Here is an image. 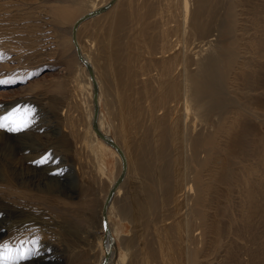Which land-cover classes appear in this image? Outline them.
<instances>
[{
    "label": "rangeland",
    "instance_id": "obj_1",
    "mask_svg": "<svg viewBox=\"0 0 264 264\" xmlns=\"http://www.w3.org/2000/svg\"><path fill=\"white\" fill-rule=\"evenodd\" d=\"M101 1L0 0V106H4L0 108V123L11 127L28 125L18 131L25 134L20 139L21 145L6 139L11 132L9 128H0V195L28 201V218L40 227L33 231L30 245L22 246L23 253L12 247L15 254L10 257L18 256L25 264H33L41 255L43 264L97 263V255H90L87 249L90 236L85 231L96 230L103 194L116 179L119 168L110 152H100L95 142L90 143L88 97L83 87L86 79L79 72V59L74 55L69 30L77 17ZM157 1L121 0L111 25L110 16L106 19L99 15L83 21L78 30L82 44L91 41V57L103 79L104 129H112L113 136L122 143L121 120L134 128L132 136L136 138L131 139L134 163L144 171H152L155 166L161 140L158 90L144 74L151 67L144 60L151 30L147 18ZM254 2L244 0L246 9ZM217 7L214 5L210 10L216 11ZM63 12H73V16L64 18ZM250 16L247 10L245 17ZM132 35L138 37L137 42ZM130 47L132 52L139 55L141 52L143 59L130 55ZM103 50H109V57ZM129 72L131 81L127 79ZM119 106L124 110L119 111ZM256 132L264 134V127ZM22 145L29 151L21 149ZM163 148L166 153V147ZM170 161L172 164L171 157ZM58 162L62 165L60 174L71 166L69 177L56 173L54 165ZM151 171L146 182L139 174L146 193L142 185L138 188L127 177L109 215V225L114 223L119 232H130L117 241L124 258L122 264H141L142 250L149 253L148 264H162L158 255L165 236L159 223L171 216V208L167 194L161 199L159 185L151 180ZM223 192H219L215 226L219 247L217 252L208 251V264H264V199L257 200L258 207L254 202L243 204L244 197L235 191L229 193L228 203ZM148 193L155 196L150 208L145 198ZM13 217L14 213L6 210L5 216L0 217V225ZM6 246L4 241L0 243V251ZM4 250L0 264L7 263L5 257L10 258L11 251ZM95 251L99 253L98 249Z\"/></svg>",
    "mask_w": 264,
    "mask_h": 264
},
{
    "label": "bare ground",
    "instance_id": "obj_2",
    "mask_svg": "<svg viewBox=\"0 0 264 264\" xmlns=\"http://www.w3.org/2000/svg\"><path fill=\"white\" fill-rule=\"evenodd\" d=\"M109 1H101L88 12ZM120 1L115 0L106 11L88 19L99 15L107 19L110 16L111 25ZM155 5L153 13L147 18L151 30L144 60L151 67L144 74L153 80L158 90L157 111L160 115L158 127L161 140L150 175L151 180L159 185L160 197L167 194L171 208L170 219L162 218L159 223L165 238L162 240L160 255H157L162 264H208V251L217 252L219 247L215 228L219 192L226 193L223 197L227 202L231 201L229 193L235 191L244 197L243 204L254 202L257 206V200L264 199V134L256 132L257 128L264 127V0H255L248 9L244 0H158ZM214 5L218 7L216 11H211ZM247 10L252 15L248 18L245 17ZM72 16L73 12H63L64 18ZM82 24L77 28L76 39L81 55L92 66L98 86L97 124L105 135L115 141L113 130L109 127L104 129L103 126V79L91 57L92 43L82 44L79 41L78 30ZM135 35L138 36L137 33ZM137 38L134 37L136 42ZM103 51L109 57V50ZM129 54L143 59L141 52L140 55L132 52L131 47ZM74 55L77 56L75 52ZM126 56L133 60L128 53ZM77 65L86 79L83 87L88 97L87 132L91 137L90 143L95 142L100 152L108 151L115 157L119 175L120 156L91 127L93 86L84 63L79 60ZM131 65L133 67L134 62ZM127 79L131 81V72ZM126 87L129 88L130 84ZM146 105L145 109H148V103ZM121 110L124 107L119 106ZM133 130L132 126H126L124 120H121L122 143L117 139L116 143H119L117 145L124 154L126 173L106 210L110 237L107 236L105 244L112 239L107 264H122L124 258L117 241L121 235H130L129 231L119 232L114 223L109 225L111 209L114 201L122 194L127 177H131L130 180L138 188L142 185L144 193L147 192L139 174H142L146 182L150 171L141 170L134 163L131 139L136 137L132 136ZM24 135L11 131L7 133L6 139L19 143ZM163 147H166V153ZM24 148L22 145L21 149H27ZM57 164L54 165L57 174L63 177L71 175L70 165L66 166V172L60 171V174L58 170L62 165L61 162ZM114 181L110 182L103 194L98 225L95 223L96 230L85 231L90 236L86 242L87 249L90 255H97L96 264H101L104 255L103 225L100 219L102 204ZM21 186L24 187L25 182ZM145 198L148 208L151 203L154 205L153 194L148 193ZM28 208L29 202L22 197L0 195V217L5 216L6 210L16 216L0 225V243L4 241L7 244L4 249L11 251L9 257L15 254V250L23 253L25 248L22 246H29L33 231L40 228L37 222L29 220ZM4 249L0 254H4ZM97 249L98 254L95 251ZM140 254L141 264H148V251L142 250ZM41 256L32 261L33 264H43ZM5 261L6 264H25L18 256L13 259L5 257Z\"/></svg>",
    "mask_w": 264,
    "mask_h": 264
},
{
    "label": "water",
    "instance_id": "obj_3",
    "mask_svg": "<svg viewBox=\"0 0 264 264\" xmlns=\"http://www.w3.org/2000/svg\"><path fill=\"white\" fill-rule=\"evenodd\" d=\"M115 0H110L108 3H106L105 5L98 7L90 12H87L85 14H83L82 16H80L79 18L76 19V21L73 23L72 27H71V32H70V37H71V42L75 48V53L77 55V58L84 63V65L86 66V69L89 73L91 82H92V117H91V127L93 129V131L95 132V134L100 137L104 142H106L111 148H113L117 154L120 156L121 159V171L118 175V177L116 178V180L114 181V183L112 184V186L110 187L104 202L102 204V209H101V221H102V225H103V243H104V255H103V259L101 264H107L109 257H110V253H111V245H112V239H110V241L105 244V241L107 239V236L110 237V230L108 227V223H107V219H106V210L108 207V204L111 200V198L113 197V194L117 188V186L121 183V181L123 180L125 173H126V160L124 157V154L122 152V150L120 149V147L117 145V143L110 138L109 136L105 135L101 129L99 128L98 124H97V117H98V112H99V107H98V101H97V96H98V86H97V82L94 78V73H93V69L92 66L89 62H87L83 56L81 55L80 52V48L76 39V31L78 26L85 20H87L90 17H93L95 15H98L104 11H106L108 9V7L114 2Z\"/></svg>",
    "mask_w": 264,
    "mask_h": 264
},
{
    "label": "snow or ice",
    "instance_id": "obj_4",
    "mask_svg": "<svg viewBox=\"0 0 264 264\" xmlns=\"http://www.w3.org/2000/svg\"><path fill=\"white\" fill-rule=\"evenodd\" d=\"M28 125L27 124H21V125H18L16 127H11L10 125H6L4 123H0V128H9V130L11 131H21L23 128H26Z\"/></svg>",
    "mask_w": 264,
    "mask_h": 264
},
{
    "label": "crops",
    "instance_id": "obj_5",
    "mask_svg": "<svg viewBox=\"0 0 264 264\" xmlns=\"http://www.w3.org/2000/svg\"><path fill=\"white\" fill-rule=\"evenodd\" d=\"M101 219V218H100Z\"/></svg>",
    "mask_w": 264,
    "mask_h": 264
}]
</instances>
